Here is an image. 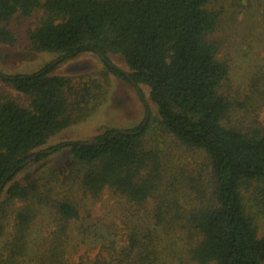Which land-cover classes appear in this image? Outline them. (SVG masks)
Instances as JSON below:
<instances>
[{"label":"trees","instance_id":"1","mask_svg":"<svg viewBox=\"0 0 264 264\" xmlns=\"http://www.w3.org/2000/svg\"><path fill=\"white\" fill-rule=\"evenodd\" d=\"M214 1L0 0L1 43H15L6 27L11 19L42 9L45 19L27 32L30 49L58 55L33 73L0 72L29 102L0 100V238L8 206L35 190L13 182L15 176L65 148L85 194L99 199L108 191L137 207L121 244L115 223L101 224L81 216L70 200L55 199L49 245L33 252L29 235L44 213L20 208L13 236L0 245V264H86L67 255L81 246L99 247L91 264H264V237L243 199L245 185L264 181V123L250 130L227 123L233 106L222 88L230 68L212 39L219 19ZM83 53L98 55L110 73L138 90L148 86L160 131L180 154L203 155V169L178 177L164 170L159 150L144 144L149 110L137 127L47 146L72 123L69 81L54 70ZM109 54L120 55L128 71Z\"/></svg>","mask_w":264,"mask_h":264},{"label":"rangeland","instance_id":"2","mask_svg":"<svg viewBox=\"0 0 264 264\" xmlns=\"http://www.w3.org/2000/svg\"><path fill=\"white\" fill-rule=\"evenodd\" d=\"M211 8L219 16L212 39L217 44L219 59L230 68L222 88L233 106L227 123L244 130L258 128L264 123V0H216ZM43 19L45 14L39 9L30 16H15L8 22L6 27L14 35L15 43L7 45L0 42V72L33 73L58 57L55 53L30 49L27 32L35 29ZM109 58L128 71L120 55L109 54ZM54 74L69 81L66 94L72 123L51 138L47 146L70 140H91L110 128L137 127L147 119L149 110L152 121L144 144L147 149L159 150L164 170L178 177L185 169L184 176L194 169H203L206 163L203 155L190 151L180 154L176 143L160 131L155 122L158 119L157 107L150 99L148 86H139L142 99L138 87L110 73L102 58L95 53H83L59 63ZM3 98L26 107L29 104L25 96L0 80V100ZM77 172V166L66 148L40 162H29L13 182L34 187L35 190L31 191L28 200H13L8 206L6 230L0 238L1 248L14 234L15 213L29 206L36 211L42 209L44 213L34 222L29 235L30 249L32 252L46 249L53 229L51 212L55 199L70 200L78 207L81 216L90 214L101 224L115 223L119 243H124L125 221L131 220L136 205L108 191L99 199H92L81 188ZM177 187L180 189V186ZM243 199L247 212L257 222L259 237H264V181L245 185ZM98 252V246L94 249L81 246L75 251L69 250L67 255L74 263L83 261L91 264Z\"/></svg>","mask_w":264,"mask_h":264}]
</instances>
